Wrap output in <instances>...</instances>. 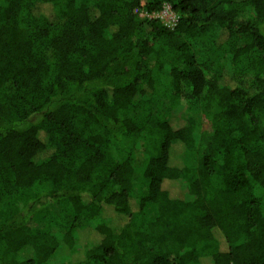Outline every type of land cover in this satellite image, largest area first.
<instances>
[{
	"label": "trees",
	"instance_id": "1",
	"mask_svg": "<svg viewBox=\"0 0 264 264\" xmlns=\"http://www.w3.org/2000/svg\"><path fill=\"white\" fill-rule=\"evenodd\" d=\"M142 1L0 0V264H264V0Z\"/></svg>",
	"mask_w": 264,
	"mask_h": 264
},
{
	"label": "rangeland",
	"instance_id": "2",
	"mask_svg": "<svg viewBox=\"0 0 264 264\" xmlns=\"http://www.w3.org/2000/svg\"><path fill=\"white\" fill-rule=\"evenodd\" d=\"M144 3L145 1L143 0L141 2L142 6L144 5ZM139 19L142 22H145L148 19H158L164 26H166L169 29H172L177 23L178 15L172 11L170 5H165L160 13H157L154 15H148L145 12H141ZM194 50L197 56H199L200 55L199 49L197 47H194ZM157 94H158L159 102H161V106H160L161 109L157 113L159 112L161 113L165 111V109H162L163 105H167V107L171 109L172 107H175L177 104L178 105L185 104L183 99L176 102L173 98H169L168 96H166L167 94L161 90L158 91ZM175 121L174 123H176ZM131 141L132 139L130 138L124 139L122 142L124 143L123 146L128 147L129 144H131ZM185 161L189 163V158L188 157L185 158ZM145 163L146 161L141 153H139L138 151L133 153V167H134V172H135V182H134V189H133L134 193H140L143 191L144 187H143L141 176H142ZM165 187L169 188L170 184H166ZM25 197H27V194L25 195ZM61 215H62L61 209H58V207H51L50 209L47 210L46 213L36 216V218H34L31 221V226L36 229H44V228H48L51 226H56L58 223H60L59 217Z\"/></svg>",
	"mask_w": 264,
	"mask_h": 264
}]
</instances>
